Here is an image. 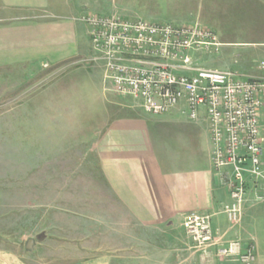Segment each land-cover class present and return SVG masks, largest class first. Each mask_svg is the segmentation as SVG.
I'll return each mask as SVG.
<instances>
[{
    "label": "rangeland",
    "instance_id": "obj_1",
    "mask_svg": "<svg viewBox=\"0 0 264 264\" xmlns=\"http://www.w3.org/2000/svg\"><path fill=\"white\" fill-rule=\"evenodd\" d=\"M72 2L78 6L72 15L60 12L43 22L60 24L90 13L178 26L198 23L215 30L225 44L220 55L207 59L208 67L260 75L256 68L264 61V0ZM87 32L83 23L75 22L65 61L41 54L0 64V249L21 242L22 251L28 240L42 242V251H59L67 248V241L73 253L56 252L57 264H76L103 254L97 250H114L106 224H112L113 211L98 207L102 189L93 141L96 128L120 115L117 106H135L134 111L151 119L159 145L178 150L182 159L185 153L178 120L158 124L162 118L147 114L138 103L104 91L101 66L87 62L93 55ZM35 203L41 207L34 208ZM49 205L75 213L52 211L50 225ZM50 234L52 241L43 244ZM43 257L48 259L49 253Z\"/></svg>",
    "mask_w": 264,
    "mask_h": 264
},
{
    "label": "crops",
    "instance_id": "obj_2",
    "mask_svg": "<svg viewBox=\"0 0 264 264\" xmlns=\"http://www.w3.org/2000/svg\"><path fill=\"white\" fill-rule=\"evenodd\" d=\"M75 8L78 6L72 0H0V64L12 59L30 60L41 54L57 63L65 61L67 42L75 35V22L79 20L74 16L59 24L43 19L60 12L72 15ZM117 107L120 115L96 128L93 141L102 189L98 207L103 204L105 210L113 211L112 224H106L112 230L108 233L113 234L114 250H97L103 254L76 264H239L218 258L215 248L204 257L192 246L184 221L193 213L215 214L213 228L225 235V242L253 243L257 257L254 264H264V202L247 204L241 224L233 228L221 213L230 199L212 168L206 117L192 121L181 108L166 116H154L162 118L158 124L180 122L185 151L182 159L181 152L155 141L151 119L134 111L135 106ZM37 207L41 205L35 203ZM46 207L50 225L54 222L52 211L75 213L57 205ZM45 238L43 244L52 241L51 234ZM27 241L22 251L21 242L15 248L0 249V264H57L56 252L73 253L67 241V248L59 251H42L40 247L44 245L36 241L28 248ZM43 253H49V258H44Z\"/></svg>",
    "mask_w": 264,
    "mask_h": 264
},
{
    "label": "built area",
    "instance_id": "obj_3",
    "mask_svg": "<svg viewBox=\"0 0 264 264\" xmlns=\"http://www.w3.org/2000/svg\"><path fill=\"white\" fill-rule=\"evenodd\" d=\"M93 55L102 67L105 92L138 103L153 116L175 109L192 121L205 116L212 146L211 164L230 202L221 213L230 226L241 224L249 203L264 202V61L260 75L213 69L207 59L224 44L215 30L198 23L174 25L120 16L83 15ZM215 214L193 213L184 221L192 246L204 257L254 264L253 243L225 242L213 228Z\"/></svg>",
    "mask_w": 264,
    "mask_h": 264
},
{
    "label": "water",
    "instance_id": "obj_4",
    "mask_svg": "<svg viewBox=\"0 0 264 264\" xmlns=\"http://www.w3.org/2000/svg\"><path fill=\"white\" fill-rule=\"evenodd\" d=\"M31 244H33V241L29 242V246H28V248H30Z\"/></svg>",
    "mask_w": 264,
    "mask_h": 264
}]
</instances>
